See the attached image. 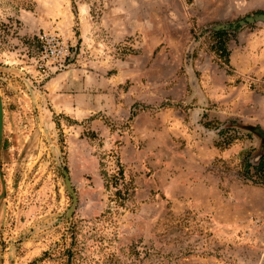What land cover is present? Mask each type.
Masks as SVG:
<instances>
[{"label": "rangeland", "instance_id": "rangeland-1", "mask_svg": "<svg viewBox=\"0 0 264 264\" xmlns=\"http://www.w3.org/2000/svg\"><path fill=\"white\" fill-rule=\"evenodd\" d=\"M224 1L0 0V264H264V0Z\"/></svg>", "mask_w": 264, "mask_h": 264}, {"label": "built area", "instance_id": "built-area-1", "mask_svg": "<svg viewBox=\"0 0 264 264\" xmlns=\"http://www.w3.org/2000/svg\"><path fill=\"white\" fill-rule=\"evenodd\" d=\"M71 44L59 33L43 32L40 35L36 68L41 74H46L53 68H60L72 55Z\"/></svg>", "mask_w": 264, "mask_h": 264}, {"label": "trees", "instance_id": "trees-1", "mask_svg": "<svg viewBox=\"0 0 264 264\" xmlns=\"http://www.w3.org/2000/svg\"><path fill=\"white\" fill-rule=\"evenodd\" d=\"M225 33V31L220 30L216 33V35L223 36ZM219 48L222 50L223 53L229 55L224 40L220 41ZM242 168L243 177L245 180L264 184V155H262V158L258 162H255L252 158H250V156H245L242 162ZM258 177L260 181H255L254 179Z\"/></svg>", "mask_w": 264, "mask_h": 264}, {"label": "water", "instance_id": "water-1", "mask_svg": "<svg viewBox=\"0 0 264 264\" xmlns=\"http://www.w3.org/2000/svg\"><path fill=\"white\" fill-rule=\"evenodd\" d=\"M257 22H261L264 24V15H257L256 17ZM219 28H225V25H220L217 27ZM74 58V54L71 55L70 60ZM3 130H4V103H3V97L0 90V163H1V151H2V143H3ZM68 185H70L69 180L67 179Z\"/></svg>", "mask_w": 264, "mask_h": 264}, {"label": "crops", "instance_id": "crops-1", "mask_svg": "<svg viewBox=\"0 0 264 264\" xmlns=\"http://www.w3.org/2000/svg\"><path fill=\"white\" fill-rule=\"evenodd\" d=\"M224 2H226V3H224V5H222V7H221V10H219V14H221L220 16H223V18L224 17H227L228 15H231L232 14V12L234 11V9H235V11H236V5H235V2H231V1H228V0H225ZM239 7V6H238ZM231 12V14H229Z\"/></svg>", "mask_w": 264, "mask_h": 264}]
</instances>
